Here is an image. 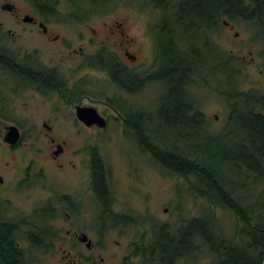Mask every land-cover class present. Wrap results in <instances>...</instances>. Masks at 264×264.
Masks as SVG:
<instances>
[{"label":"flooded vegetation","instance_id":"1","mask_svg":"<svg viewBox=\"0 0 264 264\" xmlns=\"http://www.w3.org/2000/svg\"><path fill=\"white\" fill-rule=\"evenodd\" d=\"M67 5L0 0V260L8 263L10 247L23 264L41 255L59 264H107L108 252L111 264L139 263L143 252L152 260L154 229L180 231V216L154 219L149 194L139 210L120 207L112 177L118 164L136 183L142 169L159 165L152 107L162 85L157 74L167 72L156 36L166 27L157 17L144 24L72 17ZM214 57L198 59L202 70L216 68ZM90 216L98 228H87Z\"/></svg>","mask_w":264,"mask_h":264},{"label":"trees","instance_id":"2","mask_svg":"<svg viewBox=\"0 0 264 264\" xmlns=\"http://www.w3.org/2000/svg\"><path fill=\"white\" fill-rule=\"evenodd\" d=\"M45 1L67 3L68 16L82 18L98 16L119 0ZM146 1L162 19L158 24L166 27L156 35L160 62L167 72L157 74L162 91L153 110L173 127L179 126L178 116L202 115L200 126L214 150L183 149L180 142H169L153 130L154 161L180 177L190 195L202 203L197 215L185 218L180 213V231L175 226L155 228L147 242L154 258L143 252L137 264H178L179 259L180 264H264V94L234 85L230 67L234 57L214 39L223 22L242 20L264 42V0ZM212 53L216 71L209 70V63L202 70L198 61ZM223 62L230 71L222 69ZM213 80L229 106L224 129L215 133L205 128L204 113L192 107L189 93L190 84ZM231 84L234 90L228 93L226 86ZM6 254L7 264H23L11 247Z\"/></svg>","mask_w":264,"mask_h":264},{"label":"rangeland","instance_id":"3","mask_svg":"<svg viewBox=\"0 0 264 264\" xmlns=\"http://www.w3.org/2000/svg\"><path fill=\"white\" fill-rule=\"evenodd\" d=\"M152 7L153 5L146 0H119L111 5L109 9L104 10L98 17L107 21L113 18L122 19L123 17H129L132 24H144L149 18L157 17ZM231 22L235 25V29L231 30L226 26V22H223L224 27L221 28L219 34L214 39L217 44L234 57V61L232 60V63H230V67L232 70L234 69L235 73L233 83L240 90L248 91L255 89L264 94V42L255 34L254 28L250 27L246 22L242 20H233ZM137 28V25H135L134 30L136 32ZM235 32H238L236 37L234 35ZM222 69L225 72L228 70L224 62ZM194 84L196 85V83ZM194 84H190L189 93L193 98L192 103L196 107L198 106L206 115L205 128L211 133L221 131L224 129L228 119L229 106L220 93L219 84H217L216 80L204 83L205 85L201 83L198 86H194ZM193 86L196 90L194 93L192 92ZM226 88L228 93H233V84L226 86ZM161 91L162 87L160 93ZM155 94L153 89L152 97ZM142 96L144 97V95ZM156 100L157 102L155 101L152 109L158 106L159 95L158 97L156 96ZM174 101V105L178 106V101ZM172 102L173 100L168 102V104ZM143 106H145L143 103L138 105V107ZM152 116L154 122L153 130H157L161 135L167 137L169 142H180V147L183 149L190 148L198 151L203 149L214 150L213 146L210 147L208 145L209 138L206 136L207 131L201 128L200 118L188 119L178 116L179 126L177 124L173 127L165 118L160 117L157 109L153 110ZM177 137H179L178 140H176ZM107 149L112 158L113 154H117L113 147H108ZM114 169L112 177L113 191L119 206H122V208L127 210L141 209L142 205L144 206L145 204L140 199L144 198L146 194L150 195L147 204L150 206L154 219L168 217L174 221V218L177 215L180 216V213L183 217L190 218L197 215L201 208L202 202L194 198L192 194L190 195L184 181L176 175L169 174V171L161 168L155 162L152 165V170H146V172L145 169L141 170L143 179L136 183L125 179L124 173L126 170L124 167L116 164ZM165 208H168L169 215L164 212ZM176 211L179 214H175ZM83 220L87 222L89 230L94 227L98 228L97 222L99 220L97 217L90 216ZM174 228L177 229L176 226ZM111 248L115 249V245ZM106 255L108 259L107 264H111L112 258H110L109 252ZM29 262L30 264H34L33 259ZM0 264L4 263L0 260ZM35 264H59V262L57 257L45 260L43 255H41ZM89 264H91V260Z\"/></svg>","mask_w":264,"mask_h":264},{"label":"water","instance_id":"4","mask_svg":"<svg viewBox=\"0 0 264 264\" xmlns=\"http://www.w3.org/2000/svg\"><path fill=\"white\" fill-rule=\"evenodd\" d=\"M87 111H88L87 113L90 114V116L94 118L93 122H97L102 127L105 126V120L102 117H99L98 113L93 108H89V109H87ZM16 137H17L16 135L10 133L8 140L9 139L11 140V138H14V140H15ZM84 240H86V238H84Z\"/></svg>","mask_w":264,"mask_h":264}]
</instances>
